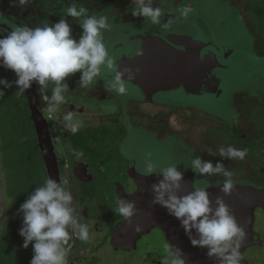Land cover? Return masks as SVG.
Here are the masks:
<instances>
[{
  "label": "clouds",
  "instance_id": "1",
  "mask_svg": "<svg viewBox=\"0 0 264 264\" xmlns=\"http://www.w3.org/2000/svg\"><path fill=\"white\" fill-rule=\"evenodd\" d=\"M13 7L25 12L36 0H10ZM132 7L127 9L133 17L150 22L154 26L168 29L175 19H187L193 9L185 4L166 13L161 7H154V0H130ZM49 15L55 13L49 12ZM169 15L167 21L162 17ZM68 18L79 21L81 32L73 35V27ZM112 28L107 16L90 14V10L78 4L77 0L66 7L60 19L52 23L30 26L20 23L6 34L0 27V68L15 74L9 81L0 77V97L5 90L15 87L19 93H26L35 85L40 99V111L45 119L59 125L61 133L76 135L81 130L82 121L75 110H62L72 103L73 90L69 78L80 74L77 85L82 89L94 86L97 80L104 82L105 90L117 95H126L129 84L135 80V73L128 68L121 70L118 59L105 42L104 33ZM139 54V52L137 53ZM106 77H110L107 79ZM127 77V78H126ZM59 138H57L58 140ZM58 153L65 154L61 146ZM67 153L76 159L84 156L67 146ZM208 156L220 160L201 159L194 156L190 165L183 164V170L176 163L158 167L148 153L141 168L142 175L157 177L151 183L152 199L150 204L166 210L167 214L179 221L193 247L205 250L206 256L218 264H242L241 248L246 233L232 214L224 196H230L235 188L232 170L225 166L224 160L243 161L247 149L231 144L220 146L217 150H207ZM191 170L196 176L212 178L218 175L225 179L217 183L223 195L215 196L208 191L209 185H195L193 190L186 189L185 172ZM15 201L9 203L10 208ZM114 213L123 217L129 227L138 214L136 202L124 197L116 201ZM0 211V216H3ZM22 214V227L19 235L23 238V248L32 247L33 257L30 264H69V257L76 242L86 243L94 235L90 224L78 210L69 179L45 177L43 183L30 192L20 204L17 215ZM7 222V218L3 219ZM0 224V235H6ZM144 230L136 224L134 231ZM167 255L160 264H187L183 250L172 245L165 246Z\"/></svg>",
  "mask_w": 264,
  "mask_h": 264
},
{
  "label": "flooded vegetation",
  "instance_id": "2",
  "mask_svg": "<svg viewBox=\"0 0 264 264\" xmlns=\"http://www.w3.org/2000/svg\"><path fill=\"white\" fill-rule=\"evenodd\" d=\"M235 2L242 11L253 10L251 9L253 6L249 7V0H235ZM258 14L259 16L253 18L258 20L259 25L256 27H260L263 33L253 34L251 37L254 51L264 56V12ZM169 35L171 34L157 31L151 35L137 36L165 39ZM202 42L209 44L202 51V56L213 53L220 65L208 74L205 86L196 93L188 92L183 87L148 92L140 85L130 82V85L138 90L139 98L132 99L124 107L119 99L105 88L92 86L89 89H82L69 78L68 82L73 90L72 103L66 108L62 107V110H75L76 105H79L76 111L82 124L81 130L76 135L61 133L58 124L54 127L52 121L45 119L44 113L40 111V99L36 96V107L44 120L45 129L42 132L41 142L36 133L41 159L24 163L25 198L23 199L26 200L30 192L41 185L45 177H49L43 151L51 148L59 177L69 179L73 194L78 201V210L84 216L85 222L90 224V232L94 233L88 242H76L69 257V264H98L95 260L100 262L105 259L103 253L100 256V251L105 248L121 255L117 264H160L161 258L167 255L165 246L171 247L166 233L158 228L143 236L135 250L115 251L111 245L112 231L124 220L113 211L116 201L120 198L118 192L123 190L127 196L133 195L138 190L133 174L145 177L141 172H137L136 167L126 156L128 153L121 150L128 135V124L135 130L146 132L159 144H165L172 139L182 143L184 151L186 146L192 151L193 156L213 162L221 158L208 156L209 148L215 151L220 146L231 144L237 148L247 149L248 155L243 161L224 160L223 162L232 170L235 185L264 189V97L259 99L247 93L237 96L230 121L199 107L173 106L170 102L160 100L165 97L164 95L176 91L197 98L206 95L214 98L223 96V81L217 75V71L226 68L220 57L227 50L218 47L213 41ZM141 47V42L134 41L133 54L130 56L132 58L138 56ZM69 145L82 151L84 156L76 159L68 154ZM61 146L65 148L64 155L58 153ZM187 172L195 175L196 185L201 177L196 176L191 170ZM7 176L9 179L8 172ZM206 179L209 182L204 184L213 187L212 184H222L225 178L218 175ZM6 192L10 196H5L4 207L0 208V211L4 212L3 216H0V224L3 225L2 231L7 234L0 235V247L5 245L10 251L20 244L22 246L24 241L19 235L22 218L16 214L13 207L17 200L8 191V185ZM12 201H15L14 204L8 208ZM5 217L7 222L3 221ZM243 228L246 239L241 248L242 264H264V209L257 207L252 226ZM198 250L205 254V250Z\"/></svg>",
  "mask_w": 264,
  "mask_h": 264
},
{
  "label": "rangeland",
  "instance_id": "3",
  "mask_svg": "<svg viewBox=\"0 0 264 264\" xmlns=\"http://www.w3.org/2000/svg\"><path fill=\"white\" fill-rule=\"evenodd\" d=\"M71 2L72 0H36L22 13L20 8L11 5L10 0H0V27L6 34L20 23L36 26L56 22ZM77 2L87 7L90 14L109 18L112 28L104 33L105 42L118 62L131 57L137 35H151L157 31L187 36L198 41H213L218 47L227 50L220 57L226 68L217 71V75L223 81L224 94L221 98L207 95L197 98L176 91L164 95L165 97L160 100L170 102L173 106L199 107L230 121L237 96L247 93L259 99L264 97V56L254 51L251 37L253 34L263 33L260 27H256L259 22L253 16L257 17L259 12H264V0H249L251 5L249 7L253 6L251 8L253 10H246L247 12L242 11L235 0H154V7H161L166 13L171 11L173 15H178L174 10L182 4L193 9L187 19H175L168 29L154 26L142 17H133L127 12V9L132 7L130 0H77ZM49 12L55 15H49ZM68 19L73 27V35L78 38L82 31L79 21ZM168 19L169 15L162 17V21ZM0 77L9 81L16 78L13 72L3 68H0ZM79 78V73L71 77L76 83ZM94 87L105 88L104 82L97 80ZM111 93L124 107L132 99L139 98L138 90L130 84L126 95ZM37 146L38 140L27 94L19 93L15 87L5 90V94L0 97V208L4 207L5 196H10L6 192L8 185V191L17 200L13 206L17 214V209L25 200L24 163L41 159ZM183 148L182 143L172 139L165 144H159L146 132L135 130L128 124V135L121 150L128 153L125 155L136 167L137 172H141L148 153H151V159L158 167L176 163L183 170V164L190 165L194 157L191 150L186 146L185 151ZM208 182L206 178L201 177L196 185L204 186V183ZM19 217L22 218L21 214ZM102 253L105 259L100 262L95 260L98 264H117L121 257L119 253L108 248L100 251V256ZM32 257L31 246L24 249L20 244L10 251L5 245L0 247V264H28Z\"/></svg>",
  "mask_w": 264,
  "mask_h": 264
},
{
  "label": "water",
  "instance_id": "4",
  "mask_svg": "<svg viewBox=\"0 0 264 264\" xmlns=\"http://www.w3.org/2000/svg\"><path fill=\"white\" fill-rule=\"evenodd\" d=\"M135 41L142 43L141 51L135 58L128 57L119 63L121 70L130 69L135 73V80L131 83L140 85L148 92L172 90L183 87L188 92L196 93L208 80L211 74L220 64L215 54L202 56V51L209 46L202 41L194 40L187 36L171 34L162 39L154 36H137ZM183 48L178 50L177 48ZM127 78V77H126ZM30 104L36 133L41 142L42 132L45 129L44 120L39 114L36 104L37 95L35 87L26 92ZM44 161L49 177L60 179L58 169L55 165L54 155L50 149L43 151ZM138 190L131 196L125 192H118L120 197L135 201L138 211L133 218V224L128 226L125 219L118 223L111 233V245L115 251H132L137 248L138 241L154 229H160L166 233L171 246L183 250L187 264H216L205 254L193 247L186 236L180 223L169 216L165 209L150 204L152 194L151 183L157 177H142L133 174ZM187 190H193L195 175L185 172L184 176ZM208 191L215 196L223 195L218 187H209ZM232 214L242 227H251L255 217V209H264V189L250 186L235 185L230 196H224ZM142 224L144 230L135 232L136 224Z\"/></svg>",
  "mask_w": 264,
  "mask_h": 264
},
{
  "label": "trees",
  "instance_id": "5",
  "mask_svg": "<svg viewBox=\"0 0 264 264\" xmlns=\"http://www.w3.org/2000/svg\"><path fill=\"white\" fill-rule=\"evenodd\" d=\"M27 110H28V114H29V108L27 107ZM30 115V114H29ZM30 161H33V160H30Z\"/></svg>",
  "mask_w": 264,
  "mask_h": 264
}]
</instances>
